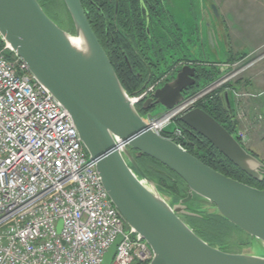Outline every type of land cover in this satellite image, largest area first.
I'll return each mask as SVG.
<instances>
[{
	"label": "water",
	"instance_id": "95a60500",
	"mask_svg": "<svg viewBox=\"0 0 264 264\" xmlns=\"http://www.w3.org/2000/svg\"><path fill=\"white\" fill-rule=\"evenodd\" d=\"M62 1L74 33L57 24L39 0H0L1 40L10 46L8 56L21 57L33 78L70 113L90 161L125 222L126 233L142 238L153 250L149 264H264V256L211 245L182 218L201 217L191 202L196 197L205 199L250 236L252 250L259 244L264 247V189L213 169L179 141L154 131L142 114L157 105L172 109L185 99V90L198 80L195 59L139 107L120 81L81 0ZM210 5L220 19L217 4L210 1ZM72 37H80L82 47L74 45ZM209 43L217 54L213 36L209 35ZM221 99L234 118L233 90L222 92ZM180 121L249 176L264 179V161L207 111L192 108ZM177 127L173 123L164 132L173 133ZM144 155L177 173L189 187L187 195L176 202L165 195L140 166L138 158ZM61 226L62 222L59 230ZM122 239L119 236L110 247L104 264H112Z\"/></svg>",
	"mask_w": 264,
	"mask_h": 264
},
{
	"label": "built area",
	"instance_id": "2783aa9c",
	"mask_svg": "<svg viewBox=\"0 0 264 264\" xmlns=\"http://www.w3.org/2000/svg\"><path fill=\"white\" fill-rule=\"evenodd\" d=\"M0 41V264H104L121 235L112 264H149L153 250L126 233L70 113L33 78L21 57L8 56L10 46L1 32ZM177 66L133 94V103L139 106L151 97ZM228 81L220 77L163 114L147 111L149 126L164 135L165 128ZM237 135L247 142L245 129L238 128ZM166 137L180 142L186 135L178 126Z\"/></svg>",
	"mask_w": 264,
	"mask_h": 264
},
{
	"label": "trees",
	"instance_id": "16d2710c",
	"mask_svg": "<svg viewBox=\"0 0 264 264\" xmlns=\"http://www.w3.org/2000/svg\"><path fill=\"white\" fill-rule=\"evenodd\" d=\"M159 15L160 13L158 14V16ZM105 23H107V20ZM105 23L99 24L94 21L91 25L103 47L105 48L120 81L129 94L133 95L137 92H140L145 86H147V84L151 83L154 78L167 73L177 64L174 63V65H172L171 67H167V71H159L161 70V66L165 64V61L160 57V59L158 58V60H154L152 55H150L151 49L148 46V36L146 35L145 30L142 28L135 31V29H132L130 26L127 27L128 29H126V32H129L130 37L125 38L119 33V30H117L110 23V25L112 26L110 30L112 31L113 36L110 38L111 41H109L110 46H107L105 42V35L107 34ZM69 24L70 26L68 28H66L65 26L62 27L74 33V25L70 15ZM160 25H162V23ZM177 30L179 31V29ZM152 33V37L155 38V46L157 47L159 52L158 56H160V54L164 52L165 41L168 38L170 39L174 49L181 48L182 44L186 45V47L188 48V44H191L190 39H187L186 42L183 41L180 34L176 31V28L175 32L170 33L169 36V32L167 30L166 32H163V35L157 33V30L152 31ZM2 46L3 43L0 41V48ZM226 52L228 57L226 59H219L220 62L223 61L225 63L231 64L243 60L249 55L247 53H244L242 56L237 57L231 55L230 49L226 50ZM127 58L129 62H127ZM187 60L188 62H190L191 59L188 58ZM194 62L197 63L199 67L198 80L195 86L189 88V93L186 96L196 94L201 89L218 80L223 73L219 68L220 62H217L215 60L195 59ZM150 64L155 67L152 75L149 74L150 71H147L150 68ZM238 80H241V78ZM234 84L235 82L227 83L221 88L208 93L197 102L196 107H200L207 111L210 115H212L220 123H222L231 133L235 134L237 133L238 129L237 110L236 108H233L234 118H232L229 109L225 106L224 102L221 99V93L227 90L229 87L238 89V87ZM141 105H139V107H141ZM142 114H145V112ZM174 123L184 129L186 138L181 140L180 143H182L188 149V151L196 155L213 169L229 177L247 183L251 186L257 187L259 189H264V179L262 181L256 180L242 171L227 157L220 153L210 143V141H208L200 134L190 130L186 125H184L180 121V118L176 119ZM164 135L168 136L167 133H164ZM243 145L244 147H246L245 144ZM252 153L255 154L254 152ZM140 158H143L144 160V167H142L139 162ZM140 158H138V162L146 175L154 182H156L160 190L172 201L176 202L187 195L189 187L177 173L147 155H144ZM191 204L193 207H196L198 209L201 217L184 215L182 216V218L204 240H206L213 246L219 247L229 252H241V249L245 248V246L251 247L250 236L236 227L234 224H232L224 216H222L218 212H215L214 209H212L213 204L205 199H201L198 197H196V199L191 202ZM209 209L212 211H210ZM233 235H236V237H238L237 241H230Z\"/></svg>",
	"mask_w": 264,
	"mask_h": 264
},
{
	"label": "flooded vegetation",
	"instance_id": "af4514ba",
	"mask_svg": "<svg viewBox=\"0 0 264 264\" xmlns=\"http://www.w3.org/2000/svg\"><path fill=\"white\" fill-rule=\"evenodd\" d=\"M39 2L45 12L48 13L47 8L54 2H56V0H39ZM81 2L91 24L94 21L96 23L103 24L107 20V23H105V26L107 28V34L105 35L106 38L103 36L105 38L107 46H110L109 41H111L110 38L113 36L112 31L110 30L112 26L119 30V33L125 38L130 37L129 32H126V29H128L127 27L130 26L132 29H135V31L142 28L145 30V33L148 36V46L151 49L150 55H152L154 60H158V58L160 57L165 61V66L168 68L174 65V63H177L175 65H178L177 71L186 62H188L186 61L188 58L202 59L199 58V54L201 53L200 55H206L205 53H203L202 47L204 46L206 40L209 42V35L213 36L214 40L218 38L221 39L224 43L226 41L225 46L228 42L227 31L225 30L224 32L223 30L225 28L223 17L222 15H220L219 19L216 16L210 5V0H200V5L198 0H191L190 8L192 9L195 19L193 27H190L191 31L185 30V24L181 25L173 18L169 8L170 6H173L172 0H81ZM159 13L160 15L158 16ZM109 22L112 24V26ZM65 23L66 22L64 21L62 22V24ZM161 23L162 25H160ZM203 24H205L206 26V36L204 35ZM175 28L182 37L183 41L186 42L187 39H190V43L193 44L196 50L198 52L200 51V53H193V50H186L187 47L184 44L181 45V48L174 49L170 39L168 38L165 41L164 52L161 53L160 56H158L159 52L157 47L155 46V38L152 37V31L157 30V33L163 35V32H166L167 30L169 32V36L170 33L175 32ZM177 29H179V31ZM227 50H229V42ZM216 52V56L218 57L219 51L217 49ZM225 57H228L227 52L225 53ZM216 59L220 58L218 57ZM171 62L173 64L169 65L168 63ZM149 67L150 68L147 71H150L149 74L152 75L155 67L151 64L149 65ZM160 77L161 75L154 78V80ZM188 93L189 89L185 90L184 95L186 96ZM144 112L146 113L147 110H142V113ZM139 162L141 166L144 167L143 158H140Z\"/></svg>",
	"mask_w": 264,
	"mask_h": 264
},
{
	"label": "rangeland",
	"instance_id": "374dc122",
	"mask_svg": "<svg viewBox=\"0 0 264 264\" xmlns=\"http://www.w3.org/2000/svg\"><path fill=\"white\" fill-rule=\"evenodd\" d=\"M198 1L200 5V0ZM210 1L216 3L220 9L225 27L223 30L224 32L225 30L227 31L230 49L234 51L244 50L243 52L246 51L245 53L249 54L247 58L231 64L221 61L219 63L220 66L219 68L223 72L221 77L226 76L229 80L228 83L235 82V80H238L240 78L244 79L245 81H248L249 79L247 77H251L252 73L253 74L255 73L256 75L255 78L258 77L264 78V0H210ZM172 2H173L172 3L173 6H170L169 8L173 18L179 24L181 25L185 24L186 27L185 30L191 31L190 27L191 26L193 27V24L195 23L193 12L192 9L190 8L191 0H172ZM47 12H48L47 14L57 24L65 25L66 28L70 26V24L68 23L69 12L62 0H56V2H54L52 5H50L47 8ZM63 21L66 23L62 24ZM203 31H204V35L206 36L207 30L205 24H203ZM209 44L210 43L206 40L203 47L206 55H200L201 54L200 51L198 52L195 46L194 45L192 46L191 44H188L189 47L186 48V50L190 49L193 50V53H200L199 58H203V59L204 58L216 59L218 57L220 59L226 58L225 57V49L227 50V47L225 46L226 41L224 43L221 39L218 38L215 40V47L219 51L218 57L216 56V54L214 55V53L212 52L214 51V47ZM168 64L172 65L173 63L171 62ZM228 65H231L229 69L227 68ZM167 70L168 68L165 66V64H163L161 71H167ZM243 90L244 89H242L241 91L243 92ZM244 98L249 99V97L247 96ZM241 107L242 109H240L239 114L241 113L240 116H243L242 118L243 122L248 121V118H246L247 112H246L245 104H242V106L238 108ZM166 111L167 109L162 105H157L153 107L151 110H148L149 114L154 116L163 114ZM144 116L147 115L144 114ZM262 122L264 123V119L262 120ZM233 240L237 241L238 237H236V235H233L230 241ZM241 250H242L241 252L243 253H251L254 255L264 256V247L261 244H259L253 250L252 247H246V246Z\"/></svg>",
	"mask_w": 264,
	"mask_h": 264
},
{
	"label": "crops",
	"instance_id": "0c3cea01",
	"mask_svg": "<svg viewBox=\"0 0 264 264\" xmlns=\"http://www.w3.org/2000/svg\"><path fill=\"white\" fill-rule=\"evenodd\" d=\"M230 51L231 55L237 57L242 56L246 52H243L244 50L234 51L232 49ZM255 76V73H252L251 77H247L249 79L248 81L244 79L235 80L234 85L238 87L235 90L242 93L241 90L244 89L243 92L249 94L247 96L249 99L234 95V108L237 110L238 128L245 129L247 133L246 148L254 152L264 161V123L262 122L264 119V78H255ZM242 104H245L247 112L246 118H248V121L245 122H243L242 118H238L239 111L242 109V107H238L242 106Z\"/></svg>",
	"mask_w": 264,
	"mask_h": 264
},
{
	"label": "bare ground",
	"instance_id": "6f19581e",
	"mask_svg": "<svg viewBox=\"0 0 264 264\" xmlns=\"http://www.w3.org/2000/svg\"><path fill=\"white\" fill-rule=\"evenodd\" d=\"M71 41L77 47H82V45H83V41H82V39L80 37H72Z\"/></svg>",
	"mask_w": 264,
	"mask_h": 264
}]
</instances>
